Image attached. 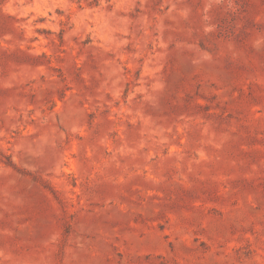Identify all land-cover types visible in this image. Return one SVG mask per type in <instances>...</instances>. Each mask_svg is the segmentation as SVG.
<instances>
[{
    "label": "rangeland",
    "instance_id": "374dc122",
    "mask_svg": "<svg viewBox=\"0 0 264 264\" xmlns=\"http://www.w3.org/2000/svg\"><path fill=\"white\" fill-rule=\"evenodd\" d=\"M0 264H264V0H0Z\"/></svg>",
    "mask_w": 264,
    "mask_h": 264
}]
</instances>
